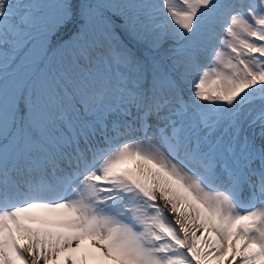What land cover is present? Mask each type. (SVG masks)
<instances>
[{
	"label": "snow or ice",
	"instance_id": "obj_1",
	"mask_svg": "<svg viewBox=\"0 0 264 264\" xmlns=\"http://www.w3.org/2000/svg\"><path fill=\"white\" fill-rule=\"evenodd\" d=\"M0 264H264V0H0Z\"/></svg>",
	"mask_w": 264,
	"mask_h": 264
}]
</instances>
